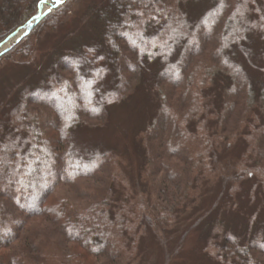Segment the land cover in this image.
I'll return each mask as SVG.
<instances>
[{
  "label": "trees",
  "instance_id": "16d2710c",
  "mask_svg": "<svg viewBox=\"0 0 264 264\" xmlns=\"http://www.w3.org/2000/svg\"><path fill=\"white\" fill-rule=\"evenodd\" d=\"M39 2L0 0V43L34 17ZM68 10L66 4L36 18L0 58L15 52L25 59L35 39L59 25ZM94 16L88 42L63 56L72 78L61 80L55 70L45 83L30 89L24 82L14 96L9 89L8 98H0V186H13V208L20 210L11 228L8 220L0 221V264L29 263L16 239L35 217L51 219L69 243L55 264H143L138 254L142 235L151 231L161 237L162 219H170L177 208L194 207L199 194L208 206L192 212L172 252H180L187 234L199 226L205 227L204 241L195 248L202 260L215 256V264H254L258 247L264 250L263 228L252 230L250 218L245 228L233 231L224 227L221 215L236 208L237 192L244 191L246 182L248 201L257 196L264 203V0H105ZM144 72L149 78L140 80ZM194 75L203 82L196 118L176 108L178 103L184 107L180 98L189 96ZM55 76L57 89L51 83ZM137 77L153 106V116L145 118L133 138L141 157L138 171L161 174V190L175 195L171 185L178 187L172 209L128 211L122 198L119 208L101 200L83 215L55 188L68 181L66 163L72 177H97L93 171L110 169L107 160L119 162L108 146L75 144L83 127L107 124L110 108L126 100V88H135ZM162 82L179 93L172 108L161 96ZM230 122V129H223ZM117 169L114 175L122 178L131 167L124 162ZM120 185L116 178L115 185L106 187L117 193L114 187ZM37 259L34 264H53Z\"/></svg>",
  "mask_w": 264,
  "mask_h": 264
},
{
  "label": "rangeland",
  "instance_id": "374dc122",
  "mask_svg": "<svg viewBox=\"0 0 264 264\" xmlns=\"http://www.w3.org/2000/svg\"><path fill=\"white\" fill-rule=\"evenodd\" d=\"M104 1L65 0L64 4L60 5L56 10L67 4V8L69 9L67 15L55 28L44 33L37 39L32 38L35 39L31 49L32 51L28 56H25L26 58L23 56L25 59H20V55L15 54L13 52L14 50L10 51L13 53L9 57L8 55L1 57L0 98L1 96L5 99L8 98L7 92L9 89L11 95H13L15 89L23 85L24 82L28 83L30 89L34 85H39V81L45 83L46 77L49 74H55V70L60 74L59 79L61 80L65 81L66 79L72 78L70 68L65 65V55L76 52L82 45L88 42L94 33L95 8L103 4ZM14 41H11L9 45H12ZM26 41V39L22 40L19 43L21 45H18L17 48L24 45ZM256 48H260V44ZM60 58L61 60L57 63V60ZM149 67L152 68L150 63ZM148 78V73L144 72L140 80H147ZM132 82H135L136 87H127L126 100L118 106L110 108L107 124L94 130L83 127L78 134L75 144L76 148L87 147L92 143L108 146L117 156L119 155V162L109 163L107 160V163L110 164V169L103 168L93 171V175L96 174L97 177H72L68 175V171L71 169H69L66 163L65 172H67V175L64 178H68V181H60L55 188V194L57 196L67 198L83 215H88L90 209L95 210L101 200H105L106 204L111 203L112 206L119 208L121 207L122 198H124L123 202L126 205L125 208H128V211L136 212L137 207H141L143 211L146 209L147 212L150 208L157 211H161L165 207L169 210L172 209V203L177 195L178 187L171 185L172 190H176L175 195L171 193V189L168 190L165 188L161 190L160 186L165 185L164 182H161L163 181L161 174L153 172V169H151L153 173L149 172L148 169V171L144 172V168L138 171L140 167L138 164L141 161V157L133 138L142 129L145 118H151L153 116V106L151 104L148 105L147 93L143 90L141 83L138 82V77L134 78ZM51 83L53 88L57 89L56 85L58 83L56 82V76L52 79ZM202 84L201 79H197V76L194 75L188 89L189 96L186 100L180 98V101H184L183 108H181L180 103L177 101L179 93L174 88H169V85L164 82L159 86L163 100L165 101V97H168L171 108L178 103L176 108L180 109V113L190 111L195 114L194 117L196 118L200 115L198 94ZM41 86L46 87L47 83ZM54 100L56 99L54 98ZM58 102L57 97V101L55 102L57 104L56 106H60ZM36 106L40 110L45 111L48 109L47 107L45 109L40 103H37ZM170 114L172 119L178 116L172 112ZM230 124L231 122L229 125H224L223 129H230ZM226 133L228 134V131ZM229 135L230 142L232 141L231 137L233 138L236 132H231ZM124 162L125 164H130L131 167L125 175L128 178L126 181L122 180L125 176L121 178L119 175H114L118 172L117 166ZM154 165L156 166V164ZM116 178L120 181L121 185L114 187V191L117 190V193L110 192V190H107V187L108 185H115ZM70 179L74 180L70 181ZM248 186L249 182H246L243 185L244 191L237 192V198L235 200L236 208L230 210L228 213L222 214L221 219L224 221L225 228L236 231L238 228H245L251 218L250 224L253 226L252 230L255 227H262L264 232V222H262L264 221V203H260V199L257 196L253 202L248 201V195L245 192ZM200 195L194 200V207L191 205L186 208H177L176 213L170 219H162L161 237L160 233L159 238L155 237L151 231L150 234L144 233L142 235L138 254L143 264H215V256H213L214 259L211 261L206 258L202 260L195 248L196 244H203L205 227L201 229L198 226L188 233L180 252H172L179 241V233L185 226L192 222V212H195L200 206L202 209L208 206L209 201ZM10 197H14L12 201L9 199ZM15 197L13 186H0V221L8 220V227L10 228L13 225H10L11 222L18 218L20 211L15 207L13 208ZM256 206H258L257 212H255ZM217 209L212 212V217L217 216ZM161 215H165V213L161 212ZM55 227L54 222L47 217H35L27 220L16 239V248L18 251L23 250L24 255L28 253L26 256L30 260L28 261L29 263L25 262V264H34L38 260L37 258L40 259V263H42V260H45L46 263L50 262L52 260V254H55L54 260L51 261L53 264L60 258L62 259L60 253L64 252L65 245L69 243L64 241L61 234L55 230ZM165 239V243L161 242L165 241ZM28 245L33 246L34 249L31 250ZM30 253H33L37 257H31ZM254 257V264H264V250L261 247H258ZM102 258L101 261H104L105 258Z\"/></svg>",
  "mask_w": 264,
  "mask_h": 264
},
{
  "label": "built area",
  "instance_id": "2783aa9c",
  "mask_svg": "<svg viewBox=\"0 0 264 264\" xmlns=\"http://www.w3.org/2000/svg\"><path fill=\"white\" fill-rule=\"evenodd\" d=\"M53 2H54V0H43L42 5H41V7H42V8H41V12H45V11H47V10H50V11H51V10L53 9V8H52V4H53ZM47 4H48V6H47V8H45V5H47ZM20 32H21V31H20ZM20 32L17 33L16 36L10 38L9 40L12 41V39H13V40L16 39L17 36L20 34ZM9 40L6 41V42H9ZM6 42H5V43H6ZM5 43H4V44H5ZM4 44H3V45H4ZM3 45L0 47V51H1L2 49H4V48L10 46V45H8V46L3 47Z\"/></svg>",
  "mask_w": 264,
  "mask_h": 264
},
{
  "label": "bare ground",
  "instance_id": "6f19581e",
  "mask_svg": "<svg viewBox=\"0 0 264 264\" xmlns=\"http://www.w3.org/2000/svg\"><path fill=\"white\" fill-rule=\"evenodd\" d=\"M47 6H48V4L45 5V8H47ZM12 41H13V39H12ZM10 43H11V40H9V42H6V43L3 45V47L8 46Z\"/></svg>",
  "mask_w": 264,
  "mask_h": 264
},
{
  "label": "snow or ice",
  "instance_id": "6c2138e0",
  "mask_svg": "<svg viewBox=\"0 0 264 264\" xmlns=\"http://www.w3.org/2000/svg\"><path fill=\"white\" fill-rule=\"evenodd\" d=\"M57 2H59V0H57Z\"/></svg>",
  "mask_w": 264,
  "mask_h": 264
}]
</instances>
